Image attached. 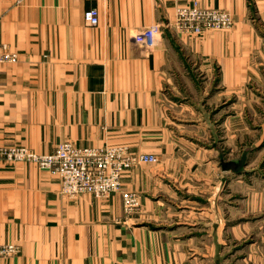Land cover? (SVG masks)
<instances>
[{
	"label": "crops",
	"instance_id": "0c3cea01",
	"mask_svg": "<svg viewBox=\"0 0 264 264\" xmlns=\"http://www.w3.org/2000/svg\"><path fill=\"white\" fill-rule=\"evenodd\" d=\"M193 1L233 27L180 33L176 8ZM154 25L155 45H137ZM0 44L17 55L1 69L0 146L123 145L159 159L123 176L134 217L119 193L64 195L58 175L0 161V245L19 246L0 264H264V182L247 164L224 171L209 129L223 112L237 123V104L214 113L220 103L249 83L264 90V0H0Z\"/></svg>",
	"mask_w": 264,
	"mask_h": 264
},
{
	"label": "built area",
	"instance_id": "2783aa9c",
	"mask_svg": "<svg viewBox=\"0 0 264 264\" xmlns=\"http://www.w3.org/2000/svg\"><path fill=\"white\" fill-rule=\"evenodd\" d=\"M84 21L90 27H97L100 14L97 8L84 13ZM234 25L230 13L220 9H207L198 1L179 5L175 11L174 27L180 33L200 36L209 30H229ZM161 25L144 29L134 39L137 45L150 48L162 34ZM17 55L7 44H0V75L2 66L15 63ZM0 161L17 164L29 163L50 171L60 178L61 192L68 196L90 194L94 197H107L121 194L126 216L134 217L141 211L139 195L123 189L124 174L140 164H155V155L135 154L123 145L80 148L71 142H62L48 154H39L21 145L0 146ZM19 253V246L0 245V258H11Z\"/></svg>",
	"mask_w": 264,
	"mask_h": 264
},
{
	"label": "rangeland",
	"instance_id": "374dc122",
	"mask_svg": "<svg viewBox=\"0 0 264 264\" xmlns=\"http://www.w3.org/2000/svg\"><path fill=\"white\" fill-rule=\"evenodd\" d=\"M247 91L248 94L234 95L213 110L214 113L223 112L226 107L237 104L236 111L232 113L236 117L233 121L237 123L225 124L223 112L222 119L209 129H214L220 136L217 140L220 153L215 159L217 164L230 162L229 159L239 164L246 163L249 180L264 182V90L249 83Z\"/></svg>",
	"mask_w": 264,
	"mask_h": 264
},
{
	"label": "water",
	"instance_id": "95a60500",
	"mask_svg": "<svg viewBox=\"0 0 264 264\" xmlns=\"http://www.w3.org/2000/svg\"><path fill=\"white\" fill-rule=\"evenodd\" d=\"M246 163H236V162H222L221 167L224 171H232L233 173L236 174H241L245 170Z\"/></svg>",
	"mask_w": 264,
	"mask_h": 264
}]
</instances>
